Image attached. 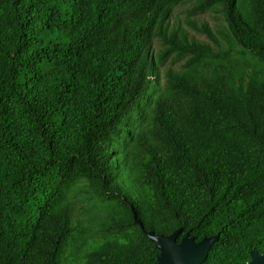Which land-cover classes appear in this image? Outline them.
Segmentation results:
<instances>
[{"label":"trees","instance_id":"16d2710c","mask_svg":"<svg viewBox=\"0 0 264 264\" xmlns=\"http://www.w3.org/2000/svg\"><path fill=\"white\" fill-rule=\"evenodd\" d=\"M187 1L0 0V264L264 255V0Z\"/></svg>","mask_w":264,"mask_h":264},{"label":"water","instance_id":"95a60500","mask_svg":"<svg viewBox=\"0 0 264 264\" xmlns=\"http://www.w3.org/2000/svg\"><path fill=\"white\" fill-rule=\"evenodd\" d=\"M179 234L180 231L170 236L146 233L149 240L157 244L161 253L157 264H202L208 257L214 239L195 243L193 239L185 238L178 244ZM248 264H264V255L253 254Z\"/></svg>","mask_w":264,"mask_h":264},{"label":"rangeland","instance_id":"374dc122","mask_svg":"<svg viewBox=\"0 0 264 264\" xmlns=\"http://www.w3.org/2000/svg\"><path fill=\"white\" fill-rule=\"evenodd\" d=\"M196 5V0H189L184 5L175 8L174 14L172 16L171 20V27H178L182 26L184 29L188 30L191 37H194L198 41H202L205 43H209V40L200 34H197L195 31H191L188 26L185 24L188 12L193 9V7ZM192 20L197 21L199 25L206 23L210 26V28L213 31H217L219 27L222 25L221 18L216 13H206L203 15H199L197 17H192Z\"/></svg>","mask_w":264,"mask_h":264}]
</instances>
